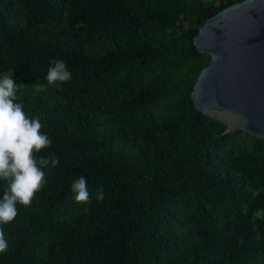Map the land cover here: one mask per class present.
Returning a JSON list of instances; mask_svg holds the SVG:
<instances>
[{"label":"trees","instance_id":"16d2710c","mask_svg":"<svg viewBox=\"0 0 264 264\" xmlns=\"http://www.w3.org/2000/svg\"><path fill=\"white\" fill-rule=\"evenodd\" d=\"M236 1L0 0V73L53 141L37 157L59 158L0 264H264V138L192 99L211 61L194 36ZM54 59L72 74L59 87Z\"/></svg>","mask_w":264,"mask_h":264},{"label":"water","instance_id":"95a60500","mask_svg":"<svg viewBox=\"0 0 264 264\" xmlns=\"http://www.w3.org/2000/svg\"><path fill=\"white\" fill-rule=\"evenodd\" d=\"M197 49L210 55L192 99L204 114L264 138V0H239L199 26Z\"/></svg>","mask_w":264,"mask_h":264},{"label":"clouds","instance_id":"9594fccd","mask_svg":"<svg viewBox=\"0 0 264 264\" xmlns=\"http://www.w3.org/2000/svg\"><path fill=\"white\" fill-rule=\"evenodd\" d=\"M14 72L0 73V178L5 183V194L0 199V253L9 247L4 226L10 224L18 215L17 205L28 207L35 194L46 182V169L55 168L59 158L55 153L47 156L37 154L51 148L52 139L42 132L39 117L29 118L22 103L17 102V93L24 84H17ZM72 78L67 64L61 59L50 61L46 81L59 87ZM87 178L80 176L71 183L73 200L77 204H88L90 193ZM104 199L103 189H98L96 200Z\"/></svg>","mask_w":264,"mask_h":264}]
</instances>
